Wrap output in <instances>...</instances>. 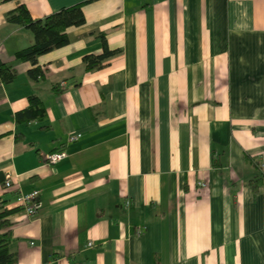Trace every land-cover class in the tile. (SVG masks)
<instances>
[{"label":"crops","instance_id":"crops-1","mask_svg":"<svg viewBox=\"0 0 264 264\" xmlns=\"http://www.w3.org/2000/svg\"><path fill=\"white\" fill-rule=\"evenodd\" d=\"M80 2L69 42L16 58L35 36L11 10ZM0 60L15 71L0 80V198L16 264H264V0H0ZM32 93L46 115L17 122Z\"/></svg>","mask_w":264,"mask_h":264},{"label":"trees","instance_id":"trees-1","mask_svg":"<svg viewBox=\"0 0 264 264\" xmlns=\"http://www.w3.org/2000/svg\"><path fill=\"white\" fill-rule=\"evenodd\" d=\"M83 2L51 12L43 18H34L25 3L19 4L15 9L7 14V19L25 25L34 33L35 40L32 44L18 49L15 56L18 60H30L37 63L38 56L52 50L55 47L69 42L67 27L71 25L83 24L86 20L83 12ZM114 54V50L105 45L104 51L99 54H86L83 58L87 70H95L105 65V59ZM29 73L38 78L44 75V70L36 65L29 70ZM15 77L13 66L9 62L0 60V80L10 82ZM55 89L60 91L58 84ZM46 107L41 97L35 93L29 95L27 107L16 112L17 122L32 121L43 118L46 115ZM2 134L0 133V136ZM4 181V180H2ZM254 187L257 188L259 179H254ZM16 208H8L6 201L0 198V264H16L17 253L11 249L14 239L11 228L12 221L10 214Z\"/></svg>","mask_w":264,"mask_h":264},{"label":"built area","instance_id":"built-area-1","mask_svg":"<svg viewBox=\"0 0 264 264\" xmlns=\"http://www.w3.org/2000/svg\"><path fill=\"white\" fill-rule=\"evenodd\" d=\"M78 134L70 135L69 140H74L78 138ZM67 155L65 149H60L54 152H48L45 155V161L48 164H55L60 159L64 158ZM11 176L10 174L7 176L5 180V185L7 187L11 186ZM201 185H206L205 181H201ZM40 191L38 189L32 190L30 192L24 193L20 195L19 200L23 205V209L28 216H34L42 206V200L39 197ZM89 245H93V242L90 241Z\"/></svg>","mask_w":264,"mask_h":264}]
</instances>
